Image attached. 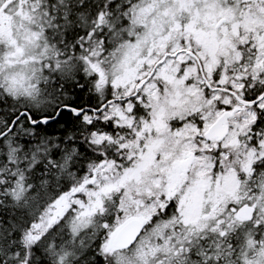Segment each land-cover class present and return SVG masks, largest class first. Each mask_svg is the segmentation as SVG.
Returning <instances> with one entry per match:
<instances>
[{"label": "snow or ice", "instance_id": "1", "mask_svg": "<svg viewBox=\"0 0 264 264\" xmlns=\"http://www.w3.org/2000/svg\"><path fill=\"white\" fill-rule=\"evenodd\" d=\"M0 264H264V0H0Z\"/></svg>", "mask_w": 264, "mask_h": 264}]
</instances>
